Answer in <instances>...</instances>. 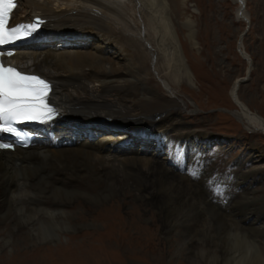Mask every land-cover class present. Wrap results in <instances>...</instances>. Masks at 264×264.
Instances as JSON below:
<instances>
[{"label":"bare ground","instance_id":"6f19581e","mask_svg":"<svg viewBox=\"0 0 264 264\" xmlns=\"http://www.w3.org/2000/svg\"><path fill=\"white\" fill-rule=\"evenodd\" d=\"M237 2L241 18L244 0ZM174 8L172 0H19L15 22L38 17L44 24L38 40L9 63L53 84L52 101L64 121L54 127L53 135L61 144H74L58 146L45 137L25 150L0 152V224L5 225L0 226V264H41L48 257L28 255L31 250L21 248L45 240L61 242L68 231L89 229L82 233L89 238L79 242L94 237L96 245H106L104 228L116 238L115 246L89 251L86 246L79 255L65 254L58 264H162L154 248L146 244L139 249L130 242L142 234L150 237L151 246H166V264L178 258L196 264L198 257L203 258L199 264H264V244L260 247L254 240L264 234V222L246 220L241 210L245 201L226 209L227 187L220 181L214 185L198 159L211 135L186 131L180 120L183 108L166 81L191 83L172 19L177 16ZM182 26L197 52L192 22ZM180 45L188 54L186 45ZM105 49L122 62L105 56ZM249 74L247 68L232 82V98ZM160 86L164 91L156 89ZM262 90L257 89L261 97ZM236 102L239 110L233 116L243 129L264 136V118ZM121 130L124 135L114 136ZM257 146H249L250 162L264 158V149ZM148 150L163 156L153 159ZM188 155L192 161L184 173L166 167L169 161L181 168ZM252 170L260 169L248 173ZM217 186L221 191H214ZM243 191L250 194L246 186ZM121 235L128 242L120 240ZM45 249L53 252V247ZM107 253L114 255L111 262H104Z\"/></svg>","mask_w":264,"mask_h":264},{"label":"rangeland","instance_id":"374dc122","mask_svg":"<svg viewBox=\"0 0 264 264\" xmlns=\"http://www.w3.org/2000/svg\"><path fill=\"white\" fill-rule=\"evenodd\" d=\"M263 1L264 0H244L242 11L244 17L241 16V18H239L237 11L240 9L241 5L237 0H172V2H174L175 13L177 14V16H174V14L172 16V19L175 18L177 41L179 43V49H181V53L184 56L183 60L190 67L191 83L181 80L179 83L174 84L170 80L164 79L169 83L171 91L175 94L173 96L174 99H176L183 108L180 120L184 124L186 131L198 129L209 132V135H211L206 145H199L203 148L201 155H198V159L200 164L203 163L201 164L202 170L205 171L206 175L209 173L208 177L210 175L214 185L220 181L221 186L224 185L227 187V190L225 189L224 191L225 196H228L230 207L228 206L229 208L226 209H236L239 207L238 203L245 201L241 210L244 209L246 211L244 213L247 221L253 218L256 224L264 222V158L250 162L249 160L252 159V156H250L252 147L249 146L257 144V147H262L264 149V136L258 133L245 131L240 122L233 115H236L239 110V106L236 102V100H238L264 118ZM187 20L192 22L194 32L193 40L196 43L195 48L197 52L192 49L189 42L186 40L187 31L182 25ZM244 32L245 34L241 37V43L239 44V36ZM181 42L190 50L188 54L186 49L180 45ZM240 48L242 52H240ZM109 50L112 51L111 49L104 50L103 53L105 56L112 57L121 63L122 61L114 56L116 54L113 55ZM247 68L250 69V74L241 84L237 97L234 99L229 94L231 84L236 78L243 77ZM151 73L152 79L160 83V80H158L160 77L158 78L156 73ZM156 89L161 92L163 90L162 86ZM257 89H263L262 97ZM69 124L80 125L72 122H69ZM124 133L125 131L121 130V132L114 136H121L124 135ZM55 142L58 146L63 145L66 147H71V145L74 144L70 141H64L62 144L58 141ZM136 146H132L131 149L137 150L138 148ZM147 153V156H151L153 159L158 160L163 156L162 153L152 156L150 150H148ZM181 154L182 152H180V155ZM190 161L192 160L188 155L187 157L184 156L182 162L183 166H181V168H177L169 161L166 162V167L170 168V170L175 173L182 174L185 172L186 166H188ZM253 168H259L260 170H252V174H249L248 172ZM253 171L256 172L253 173ZM211 182L209 183L210 186L212 185ZM245 186L250 194L243 191V187ZM214 191L216 192L217 190L215 189ZM251 195H255V199H251ZM232 202L234 203L232 204ZM249 210H251L252 215ZM202 213L203 212H201V214ZM146 215L148 216L149 212H147ZM112 219L116 218L113 217ZM114 222L120 223L119 220H114ZM138 223L141 224L142 222L139 220ZM0 226L4 227L5 225L2 223ZM145 226L150 227L149 224ZM117 229L116 227L115 230ZM149 229L146 228V231L150 232ZM87 230L88 231L83 230V232H85V234L86 232H91V230ZM103 230L104 231L101 232L106 243L115 246L114 243L116 242V238L105 234V232L108 233L106 228ZM24 232L25 229H22V233ZM83 232L72 234L71 231H68L61 242H58L56 239L39 241L36 242V244H28L26 247H22L21 250H29V252L31 250V254L29 253L28 255L32 256L44 254L45 258H48L46 260H41L42 263L44 262L43 264L47 262L50 264H58L67 254L68 257L70 255L74 256L76 253L77 255L83 253V249L86 246H88L85 248L86 250L89 247L90 250H101L111 247L108 244L100 245L97 243L96 245V242H93L94 237L89 239V242H84L85 244L79 242L84 241L86 237L89 238V234L86 235V237L85 235L82 237ZM160 233L164 234L163 229L160 230ZM263 235L264 234H259L256 237L257 239L254 238V240L259 243L260 247H263L264 244ZM106 237L108 239H106ZM125 238L126 236L121 235L120 240L126 243L128 239ZM130 242L136 244L139 249L148 244L150 249L152 248L153 250L154 248V251L160 253L159 256L162 257L163 260L160 263L166 264L165 245L155 244L154 247L151 246L152 240L144 234L132 236ZM47 246L53 247V252H46L45 248ZM66 246L70 247L67 249ZM155 247H157V249H155ZM59 251H61V253ZM87 251H89V249ZM108 253L105 255L106 259H104V262H111V259L114 257V255L111 254L112 252L110 254ZM52 256L53 259H51ZM198 259L196 260V264L203 261L202 257H198ZM178 262L187 264L182 258L176 259L174 264Z\"/></svg>","mask_w":264,"mask_h":264},{"label":"snow or ice","instance_id":"6c2138e0","mask_svg":"<svg viewBox=\"0 0 264 264\" xmlns=\"http://www.w3.org/2000/svg\"><path fill=\"white\" fill-rule=\"evenodd\" d=\"M18 0H0V46L14 43L37 31L43 21L37 19L27 24L10 26V15ZM12 52L0 51V132L23 139L24 133L14 127L26 121L44 123L52 120L58 111L49 100L52 85L38 74H29L8 65L3 57ZM0 143V149L11 148ZM196 175V173H193ZM217 192L221 191L217 186Z\"/></svg>","mask_w":264,"mask_h":264},{"label":"water","instance_id":"95a60500","mask_svg":"<svg viewBox=\"0 0 264 264\" xmlns=\"http://www.w3.org/2000/svg\"><path fill=\"white\" fill-rule=\"evenodd\" d=\"M243 7H244V6H242V9H241L242 11H243ZM244 34H245V32L241 35V37H242ZM241 37H240V42H241Z\"/></svg>","mask_w":264,"mask_h":264}]
</instances>
